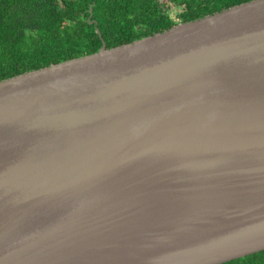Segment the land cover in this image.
Listing matches in <instances>:
<instances>
[{
	"label": "water",
	"instance_id": "95a60500",
	"mask_svg": "<svg viewBox=\"0 0 264 264\" xmlns=\"http://www.w3.org/2000/svg\"><path fill=\"white\" fill-rule=\"evenodd\" d=\"M261 250L264 0L0 81V264Z\"/></svg>",
	"mask_w": 264,
	"mask_h": 264
},
{
	"label": "trees",
	"instance_id": "16d2710c",
	"mask_svg": "<svg viewBox=\"0 0 264 264\" xmlns=\"http://www.w3.org/2000/svg\"><path fill=\"white\" fill-rule=\"evenodd\" d=\"M250 0H0V81ZM222 264H264V250Z\"/></svg>",
	"mask_w": 264,
	"mask_h": 264
}]
</instances>
